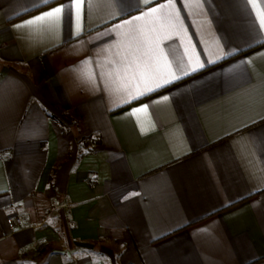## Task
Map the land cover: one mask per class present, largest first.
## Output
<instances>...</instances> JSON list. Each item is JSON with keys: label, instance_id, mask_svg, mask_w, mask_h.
Masks as SVG:
<instances>
[{"label": "crops", "instance_id": "0c3cea01", "mask_svg": "<svg viewBox=\"0 0 264 264\" xmlns=\"http://www.w3.org/2000/svg\"><path fill=\"white\" fill-rule=\"evenodd\" d=\"M72 2L0 0V264H264V0H172L120 29L168 0H84L79 32L74 7L24 25ZM140 27L177 76L206 66L129 103Z\"/></svg>", "mask_w": 264, "mask_h": 264}, {"label": "snow or ice", "instance_id": "6c2138e0", "mask_svg": "<svg viewBox=\"0 0 264 264\" xmlns=\"http://www.w3.org/2000/svg\"><path fill=\"white\" fill-rule=\"evenodd\" d=\"M50 2V0H32V7L38 8L39 6L42 5H47ZM112 3H116L117 0H111ZM121 3L124 2V0H120ZM147 2V0H146ZM209 0H204V3H208ZM84 3V0H73L72 3L64 4L61 6H58L56 8H53L45 13H42L38 17H34L31 20L25 21L24 25H31L36 23L37 21H43L46 17L52 18L54 17L57 21H59L63 16H66L67 19L71 20L72 18V9L73 7L75 8L76 11V28L77 31H80V15H81V8ZM139 0H128L125 8H122L121 11H125V9H132L133 7L135 10L139 11ZM170 7H174L172 0H168L167 3L160 4L158 7H153L150 8L149 11L143 12L142 15L140 16H135L132 18V20H125L123 21L122 24H117L114 25V29H120L123 28L125 24L131 25L134 21H141L144 20L145 17H152L154 14L160 12L161 9H169ZM28 9H25L27 11ZM259 24L261 28H264V9L261 10L259 14ZM161 19L165 20L169 24H173L174 19L178 20L179 19V12L177 11L175 13V16L173 17L172 13H169L166 17H156L155 20L159 22ZM151 23V21H150ZM23 25H17V27H22ZM174 26V24H173ZM114 29H109V32L113 31ZM152 32H155L156 29L152 28ZM258 31L256 30V33L254 35V38L257 43L264 41V38L259 37ZM137 35H133L129 37V45L128 47H132V42H135V49L132 53V60L131 62H128V57L127 56H122V61H124V71H125V76L127 77L128 73L132 71L133 65L135 66V72L132 75L131 79L135 81L136 76H139L140 81L144 83L146 91H138L137 95H131L130 94V99L126 102H131L132 100H137L143 95H147L149 92H153L158 90L159 88H162L168 84L173 83L174 81L181 79L183 76L191 75L194 72L199 71L200 69L204 68L206 65L203 62H199L197 60V63L193 66H191L188 69H185L183 66L182 62L177 63V71L181 73L180 76H177L175 72L172 70V65L167 62V55L165 54L164 50L160 47L159 43L155 44V48L152 47V41L150 38H148L147 35V29L145 27H140L137 29ZM118 36L123 38V37H128V33H118ZM122 43V39L118 40L113 46H119V44ZM142 48H145L146 50L142 52V55L144 57H147L141 62V57L137 56L135 53L141 52ZM187 53V49L185 50ZM232 52L224 53L221 52L219 56L216 57V59L213 60H208V64H213L218 62L221 59H226L228 55H232ZM163 58L165 65L167 66L168 69V75L171 76V79H164L163 84L161 83H156V86L154 88L148 87L149 79H148V74L150 72H158L159 71V65L158 62L159 60ZM88 63H91V61H87ZM112 63H115L114 61ZM189 63L191 64V60H189ZM117 76L119 78V72L120 68H116ZM109 78H111L112 73H108ZM94 79V75L92 77ZM107 86V85H106ZM137 90H139V84H137ZM164 99H167V97H164ZM147 110V105L142 106L139 109H134L133 112L137 111H146Z\"/></svg>", "mask_w": 264, "mask_h": 264}, {"label": "built area", "instance_id": "2783aa9c", "mask_svg": "<svg viewBox=\"0 0 264 264\" xmlns=\"http://www.w3.org/2000/svg\"><path fill=\"white\" fill-rule=\"evenodd\" d=\"M8 232L13 233L19 229L20 220L17 216L11 217L7 220Z\"/></svg>", "mask_w": 264, "mask_h": 264}]
</instances>
